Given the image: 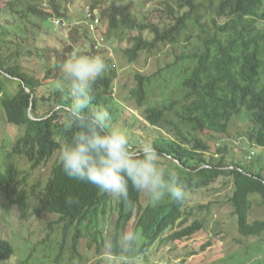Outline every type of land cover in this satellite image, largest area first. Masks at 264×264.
Instances as JSON below:
<instances>
[{"label":"trees","instance_id":"1","mask_svg":"<svg viewBox=\"0 0 264 264\" xmlns=\"http://www.w3.org/2000/svg\"><path fill=\"white\" fill-rule=\"evenodd\" d=\"M162 7L156 8L158 19H143L126 0H92L89 5L91 22L98 29L104 27L105 40L124 45L120 50L129 62L145 56L164 63L149 75L136 74L131 95L140 107L154 83L167 86L170 82L172 93L177 92V96L171 93L166 97L167 104L144 110L151 126L163 128L175 138L140 133L141 139L133 145L138 148L141 141L152 140L163 163L183 180L185 198L180 202L166 198L155 207L144 205V194L130 185L128 201H117L114 208L110 196L63 173L57 154L74 129L65 126L67 117L57 105L68 102V95L56 90L40 97V91L60 79V64L74 56L83 40L91 39L92 51L83 54H102L111 65L93 86L92 105L108 108L112 116L110 103L119 78L115 61L106 50L94 51L96 42L88 28L81 32L69 29L73 45L38 44L44 24L50 25L53 18L67 19L57 0H7L0 4V114L3 112L8 124L23 130L11 154L25 157L33 169L54 160L49 178L39 185L34 215L58 216L49 228L61 226V240L56 255L45 256L41 264H86L82 242L88 248L97 244L99 251L106 240L100 226L113 213L117 219L112 239L133 226L141 235L143 264H149V255L156 248L191 240L203 232L204 222L195 218L190 199L202 190L216 193L220 181L228 189L225 200L234 228L246 244L245 256L256 258L254 264H264V219H253V197L258 196L259 205L264 206V164L260 158H264V0H163ZM28 62L34 63L32 70L26 67ZM162 73L175 78L170 80ZM40 102L50 106L45 115L40 113ZM241 118L251 125L248 140L262 152L256 158L244 154L227 163L235 155L222 144L216 149L222 156L215 159L202 136L226 137ZM7 177L0 150V183L8 181ZM69 197H75L76 202L67 204ZM19 201L24 213L27 201ZM71 234V256L66 259L63 254ZM253 238L254 244L247 243ZM14 255L13 244L0 237V263ZM118 258L114 253V259ZM22 264L32 263L28 258Z\"/></svg>","mask_w":264,"mask_h":264},{"label":"rangeland","instance_id":"2","mask_svg":"<svg viewBox=\"0 0 264 264\" xmlns=\"http://www.w3.org/2000/svg\"><path fill=\"white\" fill-rule=\"evenodd\" d=\"M7 0H0L1 5H5ZM163 0H126V3L132 2L134 13L143 19H158ZM92 0H57V3L62 6L63 12L66 13L67 19L53 18L50 25L44 24L39 30V45L53 46L62 48L66 45H73L74 40L69 38V29L78 28L79 32L88 28L90 37L96 42L94 51L99 52L101 49L108 52L116 63L118 72V81L113 93V99L110 103L112 109V121L114 124L126 128L134 145L141 139L140 133L147 134V137H162L169 136L175 138L169 131L151 126L144 118V110L147 107L163 106L167 104V96H171L174 89L173 84L169 82L165 84L158 82L152 84L147 89V100L140 107L137 100L131 95V90L136 85L135 76L137 73L149 75L157 71V65H164L162 62H156L151 58L146 59L145 56L137 62H129L123 56L120 48L124 45L107 41L102 37L104 27H98L91 22L92 14L89 11V5ZM4 20V19H3ZM2 20V21H3ZM54 20H61L62 25L56 26ZM4 22V21H3ZM37 32V31H36ZM37 32V33H39ZM91 40V39H90ZM90 40H83L82 44L75 48L76 56L78 52L92 51ZM28 70H32L34 63H25ZM166 76V73H162ZM172 80V76L166 78ZM172 78V79H171ZM55 82L52 81L40 91V97L49 96L55 92ZM177 96V92L172 93ZM40 113L45 115L50 106L47 103L40 102ZM250 124L245 119H237L231 126L228 136L215 138L202 136V139L210 146V153L215 159L219 160L221 153L216 151L222 144H225L231 156L227 163L232 160L236 161L240 156L248 157L250 154L257 157L261 153L260 149L254 148L253 144L248 140L247 131L250 129ZM23 130L6 122V118L1 112L0 114V150L2 155V164L5 174L8 175V181L0 183V237L10 241L15 248V255L6 262L0 264H22L28 258L32 264H41L45 256L56 255V247L61 240V226L54 224L53 229L49 228L51 222L57 221L58 216L44 214L41 217L34 215V209L37 205L36 194L39 190V185L44 184L49 178L54 160L46 166L33 169L31 164L25 157L12 155V147L17 137ZM262 162L264 164V158ZM163 162V159H162ZM168 166V163H166ZM216 193L202 190L193 195L190 199V204L195 210V218L204 222L205 228L203 232L195 238L170 244L167 246L155 249L149 255V264H254L256 258L247 259L244 252L247 250L246 244H242L241 237L234 228L233 220L230 217V207L226 203V195L229 194L227 187L225 188L222 182H218ZM21 198L27 201V209L23 213L20 205ZM255 204L253 210V219H264V206L260 204L258 196L253 197ZM114 208L117 205V200L111 199L109 202ZM144 205L149 204L145 195H143ZM202 208L198 209L197 205ZM117 219L115 213L108 215L101 224V229L104 232L106 241L112 239L114 233V225ZM127 229H133L129 226ZM71 237L69 235L64 258L71 256ZM94 237H90L93 242ZM89 241V240H88ZM245 242V241H244ZM256 240L250 239L249 244H254ZM246 243V242H245ZM96 245L88 248L87 243L82 242L80 246L81 252L86 256V264H107L108 257L105 254V244L99 251ZM240 256H236L239 255ZM234 255V256H233ZM234 257V259H233ZM114 259V254H113Z\"/></svg>","mask_w":264,"mask_h":264},{"label":"clouds","instance_id":"3","mask_svg":"<svg viewBox=\"0 0 264 264\" xmlns=\"http://www.w3.org/2000/svg\"><path fill=\"white\" fill-rule=\"evenodd\" d=\"M59 67L61 76L55 88L67 93L68 102L57 108L67 117L65 126L74 129L57 154L63 173L117 201H128L130 185L153 207L166 198L182 201L186 186L178 172L162 162V154L152 140L145 139L134 147L129 131L113 123L108 108L92 105L94 84L111 68L106 57L76 55ZM75 202V197L66 198L69 205ZM140 240L136 229L126 228L106 241L107 264H143ZM114 253H118V259H113Z\"/></svg>","mask_w":264,"mask_h":264},{"label":"built area","instance_id":"4","mask_svg":"<svg viewBox=\"0 0 264 264\" xmlns=\"http://www.w3.org/2000/svg\"><path fill=\"white\" fill-rule=\"evenodd\" d=\"M54 22H55L56 26H60V25H62L61 20H55Z\"/></svg>","mask_w":264,"mask_h":264}]
</instances>
